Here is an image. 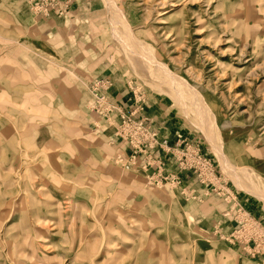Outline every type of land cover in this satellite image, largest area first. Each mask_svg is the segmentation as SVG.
Masks as SVG:
<instances>
[{"label": "rangeland", "instance_id": "1", "mask_svg": "<svg viewBox=\"0 0 264 264\" xmlns=\"http://www.w3.org/2000/svg\"><path fill=\"white\" fill-rule=\"evenodd\" d=\"M0 264H264V0H0Z\"/></svg>", "mask_w": 264, "mask_h": 264}, {"label": "bare ground", "instance_id": "2", "mask_svg": "<svg viewBox=\"0 0 264 264\" xmlns=\"http://www.w3.org/2000/svg\"><path fill=\"white\" fill-rule=\"evenodd\" d=\"M137 39H138V38H137ZM129 40H131V39L129 38ZM135 43H136V45H137V44H139V45L141 44V43H140L139 41H137V40H134V44H135ZM135 47H136V46H135ZM146 51H147V50H146ZM143 52H144V51H143ZM152 58H153V57H152ZM148 61H151V60L148 59ZM152 61L154 62V66H155V63L158 62V61L155 62V59H154V60L152 59ZM156 64H157V63H156ZM159 64H160V63H159ZM161 67H162V66H161ZM163 68H164V67H163ZM164 69H165V68H164ZM167 72H168V70H167ZM156 73H157V72H156ZM163 73H164V72H163ZM168 73H169V75H168L167 73H166V74H163V75L166 77V79H168V80H171V79H172V80H174V81L177 80V77H175L174 75H170V74H171L170 72H168ZM174 83H176V82H174ZM176 84H177V86H179L178 83H176ZM181 84L183 85L182 82L180 83V85H181ZM186 84H187V83H186ZM191 89H192V87H191ZM194 91H195V90H194ZM192 92H193V91H192ZM197 93H198V92H197ZM192 94H193V93H192ZM198 95H199V94H198ZM198 95H197V96H198ZM197 96H194V97H197ZM248 175H249V173H248ZM249 176H250V175H249Z\"/></svg>", "mask_w": 264, "mask_h": 264}, {"label": "crops", "instance_id": "3", "mask_svg": "<svg viewBox=\"0 0 264 264\" xmlns=\"http://www.w3.org/2000/svg\"><path fill=\"white\" fill-rule=\"evenodd\" d=\"M222 162V165L224 166V167H226L227 168V163H226V161H221ZM238 180V179H237Z\"/></svg>", "mask_w": 264, "mask_h": 264}]
</instances>
